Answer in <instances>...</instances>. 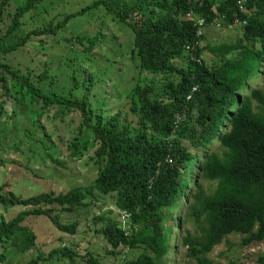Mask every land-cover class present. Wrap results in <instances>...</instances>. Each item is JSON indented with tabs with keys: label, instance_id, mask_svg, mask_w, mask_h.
<instances>
[{
	"label": "trees",
	"instance_id": "trees-1",
	"mask_svg": "<svg viewBox=\"0 0 264 264\" xmlns=\"http://www.w3.org/2000/svg\"><path fill=\"white\" fill-rule=\"evenodd\" d=\"M238 1L89 0L87 6L72 11L56 25L50 23L27 33H24L22 19L46 0H27L17 6L14 14L5 15L12 18L5 33L0 34V87L3 90L0 116L6 114L4 105L8 99L39 105L37 123L41 122L45 111L55 107L52 119L65 117L66 113L76 117L77 113L78 136L68 142L69 155L82 159L93 149L90 157L98 173L90 185L59 194L47 191L23 197L0 188V206L5 211L22 208L8 220L0 217V262L8 253L30 255L36 247V233L23 225L27 218L46 216L59 231L74 235L78 223H62L61 214H72L100 201L103 196L115 198V209L95 215L92 220L101 225L96 231L113 249L107 253L113 256L138 254L133 260H120V264H162L174 250L173 228H182L175 214L184 208L198 226V234L188 233L181 238L182 244L188 247L187 257L196 264H221L212 261L210 254L231 234L242 236V246L264 241V91L251 89L250 97L246 98L240 94L254 76L261 74L264 66V0H245L244 9L239 8ZM5 3L6 0H2L0 23L4 20ZM96 12L103 14V21L104 17L111 16V23L124 31L126 40L109 38L102 33L86 37V44L80 36L64 39L71 46L72 40L77 39L86 54L95 48L113 58L129 54V61L138 70L154 76L144 75L143 84L140 82L128 93L133 118L121 114L108 116L103 100L95 111L85 97L74 99L75 90L67 93L66 89H61L50 94L33 86L44 79L40 84L43 89L49 72L67 73V57L60 59L57 67L39 74L33 67H27L20 75L21 70L5 61L8 54L32 42L47 44L53 36H59L72 19ZM200 19L206 20V30L217 28L212 23L230 29L235 21L245 22L246 25L241 26L242 38L257 41L259 46L222 43L196 47L197 42L206 40L205 29L204 34L196 38L204 31L199 25ZM109 39H116V51L110 49ZM204 51L218 54L219 59L213 65H206L201 58ZM174 60H187V65L179 67ZM68 66L71 68L67 73L69 85L71 81L90 84L93 80L90 66L86 69L83 64ZM172 74H177L178 79L169 80L167 75ZM157 76H163L161 89ZM194 85H198L200 91L187 101L186 96ZM253 101L257 103L255 107ZM61 110L66 113L62 115ZM202 110L208 114L209 120L204 125L210 130L209 137L222 116L233 123L231 133L224 138L222 152L205 155L191 152L182 144V140H187L198 148L186 128L193 112ZM14 115L15 109L11 116ZM39 129L35 126L34 131L26 130V152L45 154L56 161L58 148L53 135L44 125ZM54 129V135L60 139L58 129ZM201 176L216 183L208 194ZM55 207L60 209L57 214H54ZM122 211L127 213L128 228L118 219ZM78 257V252L59 246L48 253L39 250L25 264H67V261L74 263ZM84 263L103 264L93 255ZM258 263L264 264V252L259 255Z\"/></svg>",
	"mask_w": 264,
	"mask_h": 264
},
{
	"label": "rangeland",
	"instance_id": "rangeland-1",
	"mask_svg": "<svg viewBox=\"0 0 264 264\" xmlns=\"http://www.w3.org/2000/svg\"><path fill=\"white\" fill-rule=\"evenodd\" d=\"M26 2L27 0H6L3 6V9H5L4 20L0 23V34L5 33L11 23L12 17L5 15L14 14L17 6ZM89 3V0H46L43 4L36 5L24 16L22 19L24 33L43 28L50 25V23L56 25L72 11L85 7ZM1 5L2 0H0ZM102 16L101 12H96L81 18L72 19L61 31V34L57 37L53 36L51 41H47V44L32 42L26 45L25 48L8 54L5 61L14 68L21 70L20 75L25 73L27 67H33L36 74L41 73L43 70L57 67L59 60L66 57L67 73L71 69L68 65L83 64L84 69L90 66L92 68L91 70L89 69L90 74L93 75V80L90 81V84H85L77 79V82L71 81V85H69L66 72L55 74L49 72V76L42 86L46 91L40 88V84L44 79H40L37 85L33 84V86L43 93L50 94H53L55 90L60 91L61 89H66L67 93L75 90L73 93L74 99L85 97L87 103L95 111L98 110L103 100L108 116L121 114L122 117L127 115L133 118L129 112L128 93L140 82L143 84L144 75L153 78L154 76L138 70L135 64L129 61L127 56L129 54L113 58L112 55L103 54L100 48L89 50V54H86L84 46L78 43L77 39L72 40V46L64 39L80 36L84 39V44H86V37H89V35L96 37L102 33L109 36V38L116 37L117 40L121 38L122 41H125L124 31L111 23V16L104 17V21ZM242 33V29L238 26L230 27V29L210 27L206 30V40L203 41V46L207 44L213 46L222 43H234L240 40ZM41 40L43 41V39H38V41ZM115 40L109 39L110 49L113 51L118 48V46L114 45H118ZM213 57V54L208 51L202 54V58L208 64L215 62ZM261 71H263L262 76L261 74L254 76L250 80L249 86L251 88H260L264 91V66H262ZM155 78L158 81L162 79L161 76ZM35 80L37 81V78ZM8 84L12 87L11 80L8 81ZM249 86L247 85L241 91L244 96L249 95ZM1 92L3 90L0 87ZM1 100L2 98H0ZM256 105L257 103L253 101V107ZM4 109L6 114L0 116V188L3 187L4 192L12 191L23 197L47 191H54L59 194L77 186H88L93 182L98 173L97 168L93 165L94 161L90 157L93 155L94 150L92 149L93 151L91 150L82 159H75L70 157L67 149L69 140L78 136L79 115L77 113H75V117L73 113H66V110H61L60 113L62 115L66 113L65 117L60 116L61 118L52 119L51 116L56 111L55 107L52 111H43L41 122L37 123L36 114L40 112L37 104L30 105L29 102L27 104L15 103V101L8 99ZM14 109L15 115L13 117L11 114ZM75 118L77 121L74 120ZM40 125L46 126L47 132L53 135V142L57 144L56 147L58 148L56 161H52L45 154L34 153L32 155V153L26 152V130L34 131L35 126L40 130ZM54 128L58 129L57 134L60 139L54 135L56 133ZM21 140H23V144H20ZM185 144L187 143L185 142ZM220 150L221 143L216 141L210 151L217 152ZM222 151L223 149L220 152ZM90 158L91 161H89ZM200 181H204V178ZM215 184L212 181H204V188L207 194ZM114 202V197L103 196L100 201L81 207L72 214H61L60 220L62 223H78L77 232L74 235L59 231L46 216L27 218L23 225L36 233V247L30 251V255L23 256L16 252L8 253V257L0 264H25L39 250L48 253L59 246H66L80 255L74 263L67 261V264H85L84 261L89 255H93L103 264H120L124 260L137 258L138 254L135 253L131 255L121 253L117 256L108 254L107 252L113 250L112 247L96 231L101 225L92 220L93 216L102 214L108 209H115ZM20 209L22 208L14 207L5 211L0 206V217L8 220L14 217ZM54 209V214L60 212V209L56 207ZM115 212L117 213L116 210ZM176 215L179 216L182 228H173L171 244L174 250L170 252L167 259L163 260L162 264H196L195 261L187 257V247L182 244L181 238L188 233L192 235L198 234V226L194 219L188 217L186 209L183 214L181 212L180 214L176 213ZM118 219L125 228H128V220H126L128 217L122 218L120 214ZM241 241L242 236L229 235L220 245L213 249L210 254L211 260L221 264H260L258 263V257L264 252V241L254 242L248 246H242Z\"/></svg>",
	"mask_w": 264,
	"mask_h": 264
},
{
	"label": "clouds",
	"instance_id": "clouds-1",
	"mask_svg": "<svg viewBox=\"0 0 264 264\" xmlns=\"http://www.w3.org/2000/svg\"><path fill=\"white\" fill-rule=\"evenodd\" d=\"M243 1H245V0L238 1V4H239V2L241 3V4H239V8L240 9H244V5L242 4ZM199 22H200L199 25L203 28V30L204 29L206 30V26H207L206 20L204 21L203 19H200ZM212 25H215L219 29L225 28L224 26H221L220 23H212ZM245 25H246L245 22L235 21L234 24L231 27L238 26V27H240L242 29V32H243V28L241 26H245ZM205 30L202 31L199 35H197L196 38L201 37L204 34ZM242 37H243V33H242ZM242 37L237 42L230 43V44L235 45V44H238V43H242L245 47L255 46V48H257L259 46V42L254 41V40H248L247 41V40H244V38H242ZM225 44H229V43H225ZM203 45H204L203 42H200V43L197 42L195 44L196 47H202ZM188 48H189V46H187L186 49L190 50ZM212 54L214 56L213 57L214 61L219 59V55L218 54H214V53H212ZM201 58H202V53H201ZM202 60H203V62L206 65L208 64V63H206V61L203 58H202ZM173 62H174L175 65H177L179 67H186V65H187V60H183V61H180V62H177V61L174 60ZM213 64H214V62L209 64V65H213ZM262 72L263 71H261V76L263 74ZM161 77L163 78V76H161ZM167 77H168L169 80H176V79H178L179 76L177 74H172V75H167ZM161 82L162 81L160 80L159 81L160 89H161ZM248 86H249V83H248ZM249 88H250V91H249V95L248 96H244L242 93H240L244 98L250 97L251 89H257V88H251L250 86H249ZM199 91H200L199 86L198 85H194L191 88L190 92L187 94L186 100L187 101H191L193 99V96L196 93H198ZM204 110H202L201 112L194 111L193 114H192L193 118L191 119L190 124L186 128L187 129V133L192 135L193 138L195 139V141L197 142L198 148L193 147L187 140H182V144L187 146L190 149L191 152H199L200 154L210 155V154H214V153L218 152V151L217 152H211L210 151L211 147L214 145V143L216 141L221 143V148L223 147L224 138L231 133L232 128H233V123L230 121V118L222 116V118H221L220 122L218 123L214 133L212 134L211 137H209L210 130L206 129L205 125H204L205 121L209 120V118H208V114H206L204 112ZM185 142L187 144H185ZM186 162L188 163V160ZM203 178L204 177L201 176L200 180L203 179ZM205 180H207V179L204 178V181ZM204 181H201V182L204 183ZM185 209L186 208H184L183 210L180 209L176 213L180 214L182 212V214H183V211ZM120 214H121L122 218H126L127 217V213L125 211H122ZM180 224H181V221H180ZM187 250H188V247H187Z\"/></svg>",
	"mask_w": 264,
	"mask_h": 264
},
{
	"label": "built area",
	"instance_id": "built-area-1",
	"mask_svg": "<svg viewBox=\"0 0 264 264\" xmlns=\"http://www.w3.org/2000/svg\"><path fill=\"white\" fill-rule=\"evenodd\" d=\"M239 4H241V3L239 2Z\"/></svg>",
	"mask_w": 264,
	"mask_h": 264
}]
</instances>
